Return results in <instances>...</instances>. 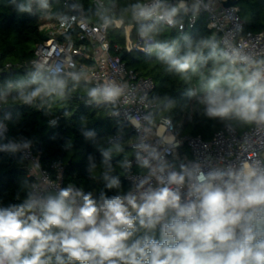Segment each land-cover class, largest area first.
Returning a JSON list of instances; mask_svg holds the SVG:
<instances>
[{"label": "clouds", "instance_id": "1", "mask_svg": "<svg viewBox=\"0 0 264 264\" xmlns=\"http://www.w3.org/2000/svg\"><path fill=\"white\" fill-rule=\"evenodd\" d=\"M34 5L40 11L50 9L49 0H26L18 10L32 13ZM123 11L135 23L145 51L155 53L168 71L185 81L198 75L199 102L207 117L264 128V59L223 48L213 37L193 41L185 36L183 50L177 40L156 39L160 24L176 26L181 14L199 11V0L191 9L185 0L175 5L137 0ZM100 20L105 28L124 23L106 8ZM81 75L67 73L77 82ZM67 91L61 67L38 65L28 78L0 88V99L15 92L20 101L32 104L45 97L62 99ZM121 91L108 84L87 94L93 101H114ZM195 94V89L189 91ZM5 147L15 150L19 145ZM137 147V161L151 168L162 186L142 190L147 181H141L135 193L102 195L99 201L72 186L55 195L30 192L22 203L0 208V264H50L53 258L56 264H264V164L207 173L199 164L181 165L180 171L165 176L168 165L159 155L146 144ZM115 151L122 148L117 144ZM111 152H102L107 169L103 178L110 189L120 186L109 175ZM150 160L158 161L157 166ZM186 184L188 197L182 200L180 189ZM158 225L159 240L149 235L132 239L141 229L151 232Z\"/></svg>", "mask_w": 264, "mask_h": 264}, {"label": "trees", "instance_id": "2", "mask_svg": "<svg viewBox=\"0 0 264 264\" xmlns=\"http://www.w3.org/2000/svg\"><path fill=\"white\" fill-rule=\"evenodd\" d=\"M75 1L86 11L90 22L102 24L92 1ZM172 1L168 0L169 3ZM24 2L26 0H0V64L2 67L7 64L14 66L3 73L0 88L8 82L26 79L36 71L31 68H19L18 65L30 62L36 47L49 39L48 34L40 31L38 17L18 10V5ZM135 2L137 0L105 1L108 15L115 19H124L121 29L113 25L108 27L107 32L112 52L118 47L122 49L118 55L125 52V29L134 27L133 37L137 34L130 14L123 11L126 5ZM50 3H53V0H50ZM237 7L245 23L246 32H264V0H238ZM60 12L59 10L56 14ZM179 24L180 19L173 28L160 24L156 39L161 42L177 40L182 50L185 36L193 41L213 37L221 46L220 38L207 28L206 15H201L193 29L180 32ZM63 39L73 40L78 44L74 34H69ZM122 60L129 69L155 81L156 91L153 98L160 106L157 116L164 114L162 118L171 120L175 126L181 125L182 135L201 136L208 141L227 126L239 133L244 132L243 124L236 119L220 120L207 117L204 106L199 102L202 92L198 88V75L192 76L191 81H185L181 75L168 71L167 65L160 61L155 53L150 56L136 52L126 53ZM66 78L68 91L62 99L45 97L32 104H26L17 98L15 92L2 99L0 119L8 127V139L31 145L43 169L50 171L55 163L60 162L65 168L64 184H72L85 194L91 193L98 201L102 195L111 197L127 194L130 190L126 182L129 171L122 164L135 156L128 146L129 142L135 139L132 128L108 117L109 110L104 105L93 102L89 106V86ZM192 89H195L196 94L190 96L189 91ZM55 121L56 125L53 123ZM5 143V140H0V208L22 203L33 185V180L28 176V164L20 153L1 152ZM117 144L122 151H115ZM109 149H112L109 159L112 170L109 175L119 179V188L106 187L107 181L103 178L107 169L103 164L102 152ZM93 163L96 167L91 169ZM143 235L159 240L160 230L156 228L148 232L141 229L132 239ZM50 264H56L55 258Z\"/></svg>", "mask_w": 264, "mask_h": 264}, {"label": "built area", "instance_id": "3", "mask_svg": "<svg viewBox=\"0 0 264 264\" xmlns=\"http://www.w3.org/2000/svg\"><path fill=\"white\" fill-rule=\"evenodd\" d=\"M94 8L100 14L105 8L106 0H90ZM238 0H199V11L193 14L189 11L186 19L178 17L180 24L178 29L184 32L193 29L201 15H206L207 28L215 36L220 38L223 48H237L243 54L252 56L259 60L264 59V32L254 33L245 31V23L242 20L238 7L225 8L227 2ZM58 2V3H57ZM175 4L180 0H173ZM171 2V3H172ZM50 3V0H49ZM191 9L197 0H185ZM73 7L80 11L78 16ZM61 11L56 14L57 11ZM32 14L40 20V31L49 35V39L38 45L34 51L33 59L30 62L18 65L19 68L35 69L38 65L59 66L67 73H82V83L90 89L114 84L121 88V94L114 101H98L109 110L108 117L117 119L123 125L132 128L135 139L129 142L128 146L133 150L135 156L128 161L129 174L126 182L132 192H136L141 181H147L142 190L149 187L157 188L162 185L158 183L156 175H152L151 168L142 167L136 159L139 150L138 145L146 144L154 150L159 157L168 165L164 175L168 171H180L181 165L192 167L199 164L204 172L216 169L239 168L245 164H264V128H257L252 125L249 130L242 133L231 127H225L216 133L211 140H204L201 136L182 135L181 125L175 126L171 120L160 118L158 123L153 121L159 111V104L153 98L156 91V83L152 78L144 77L133 69H129L122 60L121 48L112 52L107 39L108 27L102 24L90 22L87 19L86 11L79 6L75 0H53L50 9L38 10L33 6ZM165 27L173 28L162 23ZM117 29H121L123 24ZM175 27V26H174ZM69 34H74L78 41L63 39ZM127 54L136 52L150 56L143 47V42L138 35H134V27L125 29ZM14 66L7 64L2 67L0 64V79L5 71L13 69ZM91 99V98H90ZM93 100L88 102L91 106ZM2 99H0V113ZM56 125L57 122L55 121ZM163 128L162 133L160 129ZM9 130L0 119V140L6 143L2 146L1 152L13 153L18 151L28 164V176L33 180L31 192L49 194L57 192L61 188L74 185L64 184L65 168L60 163H55L51 170L43 169L39 158L34 153L33 147L27 144L16 143L8 139ZM19 145L12 150L6 145ZM144 154V153H142ZM152 167H156L158 161L150 160ZM141 169V171H139ZM159 173H157L158 175ZM175 187V186H173ZM182 200L188 197L187 184L180 189ZM133 215L136 213L133 212ZM160 230V225L156 227ZM73 261L71 263H75Z\"/></svg>", "mask_w": 264, "mask_h": 264}, {"label": "water", "instance_id": "4", "mask_svg": "<svg viewBox=\"0 0 264 264\" xmlns=\"http://www.w3.org/2000/svg\"><path fill=\"white\" fill-rule=\"evenodd\" d=\"M170 4H173L175 5L174 2L170 3ZM237 6V3L236 2H227L224 4V7L225 8H232V7H236ZM73 11L79 16L80 15V11L79 9H77V7H73ZM178 17H182L183 19H186V14H181L180 16ZM125 52L121 54V58H123L125 56ZM4 76V74L2 75V77ZM49 194H52V195H55L56 193L55 192H52V193H49Z\"/></svg>", "mask_w": 264, "mask_h": 264}, {"label": "rangeland", "instance_id": "5", "mask_svg": "<svg viewBox=\"0 0 264 264\" xmlns=\"http://www.w3.org/2000/svg\"><path fill=\"white\" fill-rule=\"evenodd\" d=\"M93 102H98V101H93ZM162 117H164V114H160V115H156V118L154 119V123L155 124H157L158 123V121H159V119L160 118H162ZM239 123H241V124H243V129H244V131H246V130H249L250 128H251V126L252 125H250V124H246V123H244V122H241V121H239V120H237ZM263 157H264V155H263ZM139 171H141V169H139Z\"/></svg>", "mask_w": 264, "mask_h": 264}, {"label": "bare ground", "instance_id": "6", "mask_svg": "<svg viewBox=\"0 0 264 264\" xmlns=\"http://www.w3.org/2000/svg\"><path fill=\"white\" fill-rule=\"evenodd\" d=\"M162 131H163V128L160 129V133H162Z\"/></svg>", "mask_w": 264, "mask_h": 264}]
</instances>
